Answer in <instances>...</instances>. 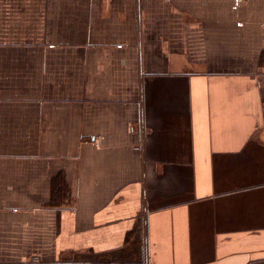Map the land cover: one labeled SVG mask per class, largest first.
I'll return each mask as SVG.
<instances>
[{
  "label": "crops",
  "instance_id": "1",
  "mask_svg": "<svg viewBox=\"0 0 264 264\" xmlns=\"http://www.w3.org/2000/svg\"><path fill=\"white\" fill-rule=\"evenodd\" d=\"M0 264H264V0H0Z\"/></svg>",
  "mask_w": 264,
  "mask_h": 264
}]
</instances>
